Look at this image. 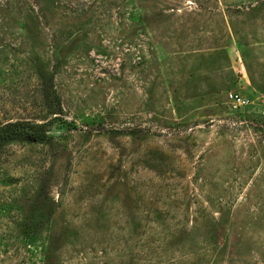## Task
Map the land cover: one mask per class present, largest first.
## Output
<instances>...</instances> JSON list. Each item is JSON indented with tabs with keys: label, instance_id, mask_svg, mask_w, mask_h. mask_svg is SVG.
Segmentation results:
<instances>
[{
	"label": "rangeland",
	"instance_id": "obj_1",
	"mask_svg": "<svg viewBox=\"0 0 264 264\" xmlns=\"http://www.w3.org/2000/svg\"><path fill=\"white\" fill-rule=\"evenodd\" d=\"M20 118L52 140L0 150V264H264V0H0Z\"/></svg>",
	"mask_w": 264,
	"mask_h": 264
},
{
	"label": "trees",
	"instance_id": "obj_2",
	"mask_svg": "<svg viewBox=\"0 0 264 264\" xmlns=\"http://www.w3.org/2000/svg\"><path fill=\"white\" fill-rule=\"evenodd\" d=\"M71 48L69 46L61 47L60 45L55 46L56 51V62L53 67L55 69L60 65L61 60L59 58L65 56L67 52H69ZM54 69V70H55ZM42 73H45L42 71ZM46 74V73H45ZM55 71L50 72L44 79L42 83V99L43 104L46 108V112L48 114L54 115L59 113V97L55 93L53 88V76ZM54 116L53 118H55ZM48 121L38 122L35 119H15L8 120L7 122L0 124V150L7 144L12 142H38V143H49L52 140V136L48 134ZM51 174V173H50ZM43 184L41 187H44ZM44 193L40 192V196ZM49 213H46L42 216L41 222L36 225V228H39L42 225V222L49 221L51 219V215L54 214V206H47ZM37 222V221H36ZM39 226V227H38Z\"/></svg>",
	"mask_w": 264,
	"mask_h": 264
},
{
	"label": "built area",
	"instance_id": "obj_3",
	"mask_svg": "<svg viewBox=\"0 0 264 264\" xmlns=\"http://www.w3.org/2000/svg\"><path fill=\"white\" fill-rule=\"evenodd\" d=\"M227 101L229 103L230 108H232L233 110L241 109L250 105L251 103L248 98L234 92L228 93Z\"/></svg>",
	"mask_w": 264,
	"mask_h": 264
}]
</instances>
